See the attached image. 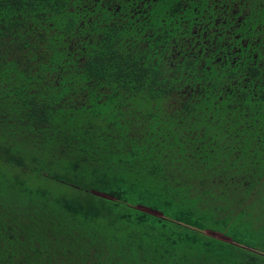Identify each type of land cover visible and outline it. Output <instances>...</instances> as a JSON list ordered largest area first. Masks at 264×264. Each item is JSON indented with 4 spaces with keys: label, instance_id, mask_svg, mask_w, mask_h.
Instances as JSON below:
<instances>
[{
    "label": "trees",
    "instance_id": "trees-1",
    "mask_svg": "<svg viewBox=\"0 0 264 264\" xmlns=\"http://www.w3.org/2000/svg\"><path fill=\"white\" fill-rule=\"evenodd\" d=\"M242 12L264 31V0H0V264H264V37L221 66Z\"/></svg>",
    "mask_w": 264,
    "mask_h": 264
},
{
    "label": "rangeland",
    "instance_id": "rangeland-1",
    "mask_svg": "<svg viewBox=\"0 0 264 264\" xmlns=\"http://www.w3.org/2000/svg\"><path fill=\"white\" fill-rule=\"evenodd\" d=\"M247 15L248 14H244L242 12V14H240L237 17L236 23H233L230 25L231 26L230 28L232 29V31H234V32L236 31V32H235V35H233V37H232V41L226 47L227 48L226 52L229 53V55L231 56L230 62H229V64L225 63V62L221 64V66H223L224 69H226V70L229 68L233 69V67L235 68V66H233V67L230 66L232 64H235V62L240 64V62L251 57L252 55L257 57L258 56L257 54L259 53V49L262 51V49H261L262 47H259L261 42L263 41L262 38L264 37V31H263L262 27H258L256 25H255V27L241 26V25H243V20H245ZM236 44H238V45H236ZM255 45H259L258 46V52L254 50ZM126 108H127V111H128V109L131 111L130 115L127 114L128 117L131 119V121L128 122L129 124H132L134 121L139 120L137 125L132 124L130 126L132 132H133L134 128L140 129V130H142V132L145 131L147 129L146 121L141 122L140 121L141 118L137 119L138 112L141 113V111H142V113L140 115L143 116V110L138 111L134 106L131 105V103L128 104ZM165 142L166 143L172 142V139H170V141L168 140ZM184 147L186 150H184L182 154H185L187 159H190L191 157H193V158L196 157L195 156L196 154L194 153L193 148L192 149H191V147L189 148V145L185 144V143H184ZM231 171H232V168H231ZM223 176L221 175L218 177V175H217V177H214V180L212 177L211 179L207 180L204 187H206V186L209 187L212 184H214L213 186L215 188H217L216 183L221 181L223 179ZM254 197L255 196L252 194L250 199L253 200ZM245 201H248V199L247 200L245 199ZM137 207L143 211L152 213L154 215L158 214V212L156 210L150 209L144 205H137ZM261 210L264 212V207ZM256 213H259L258 209H254V214H256ZM260 218L261 219H259L258 221L256 220V222H257L256 226L264 225V214H262V216ZM205 232H206V234H208L210 236L220 238L223 240H227V237H224L220 233H216V232H213L211 230H205ZM236 244H239V243H236ZM239 245L241 246V244H239ZM242 247H245V246H242ZM245 248L248 251L252 250L248 247H245ZM252 253H262V251L254 249L252 251Z\"/></svg>",
    "mask_w": 264,
    "mask_h": 264
}]
</instances>
